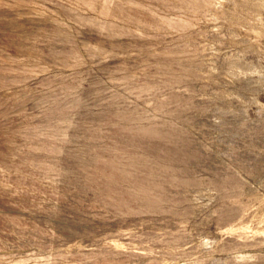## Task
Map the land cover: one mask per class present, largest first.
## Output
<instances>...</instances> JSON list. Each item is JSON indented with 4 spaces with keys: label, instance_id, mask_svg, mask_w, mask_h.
I'll list each match as a JSON object with an SVG mask.
<instances>
[{
    "label": "rangeland",
    "instance_id": "374dc122",
    "mask_svg": "<svg viewBox=\"0 0 264 264\" xmlns=\"http://www.w3.org/2000/svg\"><path fill=\"white\" fill-rule=\"evenodd\" d=\"M0 264H264V0H0Z\"/></svg>",
    "mask_w": 264,
    "mask_h": 264
}]
</instances>
